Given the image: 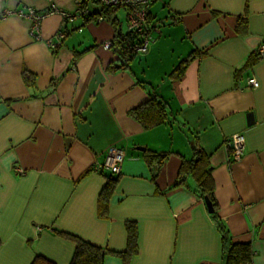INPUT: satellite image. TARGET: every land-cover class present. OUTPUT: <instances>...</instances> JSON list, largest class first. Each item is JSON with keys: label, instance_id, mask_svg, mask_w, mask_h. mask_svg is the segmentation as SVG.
Returning <instances> with one entry per match:
<instances>
[{"label": "crops", "instance_id": "crops-1", "mask_svg": "<svg viewBox=\"0 0 264 264\" xmlns=\"http://www.w3.org/2000/svg\"><path fill=\"white\" fill-rule=\"evenodd\" d=\"M75 2L0 0V264H29L35 254L68 264L75 243L60 232L123 251L127 222L138 232L128 264H221L220 235L195 177L181 172L174 185L197 149L207 158L216 218L232 241L250 244L251 264H264V56L254 55L264 0H156L147 50L126 67L118 48L103 47L114 37L110 22L46 13L52 5L74 13ZM28 7L46 13L38 37L15 13ZM114 16L125 32V10ZM151 94L168 117L143 128L128 111ZM235 133L245 137L237 161ZM112 147L123 151L118 175L96 169ZM151 152L165 154L159 169ZM107 176L116 182L101 212ZM102 264L124 262L107 254Z\"/></svg>", "mask_w": 264, "mask_h": 264}, {"label": "trees", "instance_id": "trees-1", "mask_svg": "<svg viewBox=\"0 0 264 264\" xmlns=\"http://www.w3.org/2000/svg\"><path fill=\"white\" fill-rule=\"evenodd\" d=\"M249 1V0H247ZM89 2L99 3L97 0H81L82 6H86ZM100 4L98 11H90L87 16L84 17L85 21H90L97 15H103L105 20L110 22L114 28V37L110 42V47H116L119 50L121 56V66H128L129 61L136 54L134 45L140 41L138 34L132 31L122 32L119 29V25L114 11H111L109 7ZM64 20H67L64 18ZM243 19H238L236 29L241 31L243 29ZM193 53L182 59L179 64L171 72L173 77H179L190 59L193 58ZM253 59L255 58L252 55ZM252 59V60H253ZM23 78L27 83H33V76L26 70L23 71ZM128 115L135 119L143 128H151L153 126L164 123L168 117L166 105L164 101L159 99L157 95L151 94L148 99L138 106L131 108L128 111ZM157 156L159 158L156 169H159L160 163L163 160L165 154L163 153H150L147 156L148 162L151 164V160ZM181 172L192 173L197 182V191L200 197L207 196L212 202L215 209V201L213 197L212 179L207 170V158L205 154L197 149L194 157L190 160H184L178 175V178L174 182V185L184 181V176ZM116 182V177L107 176V181L102 188L98 197V206L100 211H105L107 202L113 186ZM215 220L216 229L220 235L221 241V264H248L252 262L253 251L249 243L234 242L230 238L228 230L223 224L216 218L215 211L210 213ZM127 233V245L123 251H111L107 248H102L91 244L77 236L60 232L61 235L72 240L75 243L74 250L68 264H102V261L107 254H115L121 256L124 264H128L132 257L137 253L138 247V232L134 222L126 223ZM29 264H53L51 261L44 257L35 254Z\"/></svg>", "mask_w": 264, "mask_h": 264}, {"label": "built area", "instance_id": "built-area-1", "mask_svg": "<svg viewBox=\"0 0 264 264\" xmlns=\"http://www.w3.org/2000/svg\"><path fill=\"white\" fill-rule=\"evenodd\" d=\"M99 3L110 8L111 11L116 12L119 9L125 10V19L127 24L126 31H132L140 37V41L134 45V50L136 53H143L147 50V46L151 41V33L156 29L154 24H151L149 9L151 5L156 0H97ZM76 10L74 13L65 12L55 8L53 5L49 8L46 13L58 12L63 18L72 20L74 17L84 18L87 14L90 13L89 9L86 6H82L81 0H76L75 2ZM13 13V12H8ZM20 16H24L30 21V34L34 37H38L40 30V22L46 13H41L35 10L34 8L28 7L24 12L19 9L16 10ZM105 20L103 15H97L91 21H102ZM58 37H63L64 33L61 31L57 34ZM51 44V43H50ZM105 49L110 48V41H107L103 44ZM254 55L258 58L264 56V40L262 44L256 48ZM248 83L257 87L258 82L255 78H250ZM230 157L233 161L239 160L244 152L245 146V137L241 133H235L230 136ZM123 159V151L119 148L112 147L108 150L105 162L101 166H97L96 169H105L108 170L111 174L118 175L121 171ZM16 171L22 173L23 169L17 167ZM251 264V263H248Z\"/></svg>", "mask_w": 264, "mask_h": 264}, {"label": "water", "instance_id": "water-1", "mask_svg": "<svg viewBox=\"0 0 264 264\" xmlns=\"http://www.w3.org/2000/svg\"><path fill=\"white\" fill-rule=\"evenodd\" d=\"M248 116H249V118H251V114H248ZM203 199H204V202H205V205H206L208 212L212 213L214 211L212 202L210 201V199L207 196H204Z\"/></svg>", "mask_w": 264, "mask_h": 264}, {"label": "rangeland", "instance_id": "rangeland-1", "mask_svg": "<svg viewBox=\"0 0 264 264\" xmlns=\"http://www.w3.org/2000/svg\"><path fill=\"white\" fill-rule=\"evenodd\" d=\"M137 54H139V53H137Z\"/></svg>", "mask_w": 264, "mask_h": 264}]
</instances>
